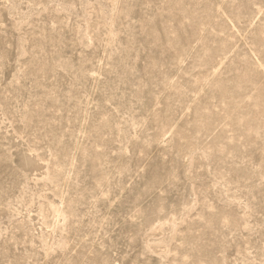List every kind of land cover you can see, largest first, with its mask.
Wrapping results in <instances>:
<instances>
[{
	"label": "rangeland",
	"instance_id": "obj_1",
	"mask_svg": "<svg viewBox=\"0 0 264 264\" xmlns=\"http://www.w3.org/2000/svg\"><path fill=\"white\" fill-rule=\"evenodd\" d=\"M0 264H264V0H0Z\"/></svg>",
	"mask_w": 264,
	"mask_h": 264
},
{
	"label": "bare ground",
	"instance_id": "obj_2",
	"mask_svg": "<svg viewBox=\"0 0 264 264\" xmlns=\"http://www.w3.org/2000/svg\"><path fill=\"white\" fill-rule=\"evenodd\" d=\"M225 60V59H224ZM221 86V85H220ZM220 90H222L221 88H220ZM199 128V127H198Z\"/></svg>",
	"mask_w": 264,
	"mask_h": 264
}]
</instances>
